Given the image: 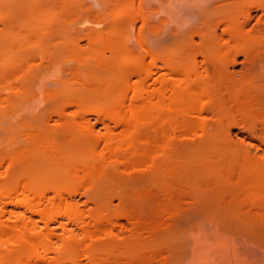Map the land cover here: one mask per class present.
Here are the masks:
<instances>
[{"label": "bare ground", "instance_id": "bare-ground-1", "mask_svg": "<svg viewBox=\"0 0 264 264\" xmlns=\"http://www.w3.org/2000/svg\"><path fill=\"white\" fill-rule=\"evenodd\" d=\"M0 8V264H264V0Z\"/></svg>", "mask_w": 264, "mask_h": 264}, {"label": "rangeland", "instance_id": "rangeland-1", "mask_svg": "<svg viewBox=\"0 0 264 264\" xmlns=\"http://www.w3.org/2000/svg\"><path fill=\"white\" fill-rule=\"evenodd\" d=\"M16 10L14 9H5V8H0V35L1 37H7L10 35L17 34L20 30L19 25H13L12 23L6 21L4 22V18L7 16H10L14 14ZM47 18L51 17L50 14L46 16ZM0 61H4L3 57L0 56ZM101 102L94 103L92 107H99ZM142 260H140L141 262Z\"/></svg>", "mask_w": 264, "mask_h": 264}]
</instances>
